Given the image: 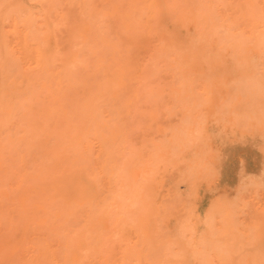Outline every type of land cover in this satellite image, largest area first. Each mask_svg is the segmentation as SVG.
<instances>
[{"label":"bare ground","instance_id":"bare-ground-1","mask_svg":"<svg viewBox=\"0 0 264 264\" xmlns=\"http://www.w3.org/2000/svg\"><path fill=\"white\" fill-rule=\"evenodd\" d=\"M112 22L125 30L135 24L144 28L153 43L146 60L152 64L175 62L194 72L197 67H203V71L214 69L211 74L219 75L249 71L253 64L264 63V0H0V264L7 260H15L17 264H192V260L198 264H242L243 260L238 259L241 254H235L234 250L243 232L237 229L229 214L217 218L222 224L220 232L212 231L217 214L214 206L201 220L204 233L195 239L198 244L206 242L210 251H175L179 255L170 256L171 248L176 246L172 242L173 246L164 248V240L157 239L151 223V217L159 219L168 210L158 199V206L155 204L158 212L152 215L149 212L148 206L155 198L148 191L152 192L156 183L148 180L150 172L140 170L139 159L133 156L128 163L138 170L131 180L124 171L113 134L110 144L100 130L89 134L92 132L89 129L88 133L79 134L83 119L68 118V88L79 84L81 77L75 74L82 67L83 50L86 54H96V72L104 70L106 78L111 80V85L105 80L99 85V89L111 91V105L117 101L113 83L118 81L117 85H122L124 77L136 83L141 79L129 72L126 63L113 70L104 67L99 46L110 43ZM204 34L210 38L202 47L200 37ZM228 62L238 66H223ZM193 84L182 82L187 86ZM210 88L207 83L201 87L207 100L211 98ZM132 91L127 94L129 111L132 95L136 97L135 90ZM97 97L91 89L77 99L85 104L89 120H93ZM190 104L187 111L192 112L197 105L195 98H191ZM182 130L170 134L168 142L157 145L155 151L146 152L149 164L158 161L153 165L156 170L176 161L167 158L165 149L172 152L193 143L187 134L188 128ZM220 157L222 154L217 159ZM181 170L185 171V167ZM246 174L243 170L239 177L247 178ZM163 177L166 175L157 180L158 186ZM260 179L264 182V176ZM30 195V202L20 200ZM68 205L82 209L81 225L70 236L68 225L62 221ZM193 212H189L190 217L200 218L198 212ZM46 214L53 215V227L36 229L34 236L21 241L33 232L31 223L42 221ZM178 231L167 237H180L182 232ZM256 235L257 232L255 237L259 241L261 237ZM252 245L260 246L259 243ZM258 254L252 253L255 264H261Z\"/></svg>","mask_w":264,"mask_h":264},{"label":"rangeland","instance_id":"rangeland-1","mask_svg":"<svg viewBox=\"0 0 264 264\" xmlns=\"http://www.w3.org/2000/svg\"><path fill=\"white\" fill-rule=\"evenodd\" d=\"M123 29L121 27L119 28L114 22L109 26L111 44L108 43L106 47L99 46L105 61L104 67L113 70L121 64L126 63L129 72L141 77V79L136 83V80L133 81L132 79L124 77L121 81L122 85H117L118 81L113 83V86L115 85L114 88L117 94V101L115 104L111 105V91L109 89H106V91L99 89V85L102 84L104 80L110 85L112 84L111 80L106 78L107 73H105L104 70L100 73L96 72V54H86L83 50L80 57V62L83 63L82 67L76 70L75 74V76L81 77L79 79V84L72 85L68 88V103L70 105L68 108V118L72 121L77 117L83 119L81 128L78 131L79 134L88 133L89 129H92V132L89 134H93V130H100L103 132L102 135L107 139L109 144L111 143V135L113 134L116 139L118 151L121 154V163L125 169L124 171L131 180L134 178L135 170H138V167H136V169L133 164L129 165L128 163L129 158L132 159L133 156L139 159V165L142 166L140 170L150 172L148 180L153 179L156 183L152 192L148 191L149 195L151 196L154 194L155 198V201L151 202L148 206L149 212L151 215L158 212L155 204L158 206L159 201H162V204H164L168 210V213L163 217L162 214H160L161 218L159 219L151 217V223L155 226L154 233L157 235V239L162 242L164 240V248L169 245L171 247L173 243L176 246H174V249L171 248L169 252L170 256L179 255L175 253V251L186 253L193 250L195 252H208L209 249L206 247V242L198 244L195 243V239L196 236H200L204 233V225L201 223V220L203 222L207 210L210 209L211 206H214L217 214L215 216V221L212 220L214 221L213 225H211L212 231L218 234V232H220L218 230L222 227V224H219L221 222H219V220L216 221L217 218H221L228 214L231 215L237 229L243 232V234L239 236L240 240L237 242V248L234 250L236 251L235 254H241V257L238 256V259L243 260L242 264H247L248 261L249 264H255V256H252V253L260 252L258 255H260L261 259H258L261 261V264H263L264 182L261 179L259 180V177L261 178L264 176V63L259 62L253 64L252 69L249 71H229L219 75L211 74L214 69L203 71V67H197L194 72L193 69H189L188 67H179L175 62L152 64L146 62V60L148 59V50L152 47L153 43L149 36H147L144 28L141 27V25L137 26L135 24L134 26H129L127 30ZM190 31L193 32V29L191 28ZM209 38L208 34H204L200 37L202 47L207 45ZM224 65L225 67L238 66L230 62L223 64V66ZM175 67L178 68L175 69ZM149 69H151L150 72H148ZM196 73L199 75H196ZM146 77L149 78L146 79ZM99 78H102V80L97 82ZM185 81H192L194 84L190 86L182 85V82ZM203 83H207L209 88L211 87L210 94L208 95L209 98L211 96L210 100L205 98L206 95L203 89L201 90ZM226 84L228 85L226 86ZM182 87L185 88V92L181 93V90L184 89ZM91 89H93L98 96L93 120L88 119L89 111L86 109L85 104H81L78 101L84 93ZM130 90H135L136 97L132 95V107L129 111L127 94ZM191 98H195L197 105L193 108L192 112H189L187 109L191 107ZM186 115L189 116L186 118ZM236 117H238V119L235 121ZM188 118H190V120ZM187 119L190 122H188ZM184 121L188 123V126H186L190 132L187 131L185 126L186 123L183 125L182 122ZM234 122L236 123L233 124ZM195 124L199 126L197 129L194 128ZM178 126L180 128L182 127V129L184 128V131H187L188 136L190 135L189 137L193 139V143L187 147H182L183 149L179 147L180 150L175 148L172 152L169 149H165L166 153H168V155L166 154L167 158L176 161L171 163V166L170 163H168L164 169L156 170L153 165H156L158 161L149 164L145 154L147 151H155L157 145L168 142L170 138L169 135L173 132H183L182 129L179 130ZM260 129H262V131ZM199 131V136L201 137L198 136ZM259 135H261L263 139H260ZM198 138L201 139L198 140ZM93 151L96 152V147L93 148ZM221 154L222 157L217 159V156ZM91 157L92 159L94 158L92 155ZM174 157H176V159ZM182 157L185 158L183 159ZM242 160L243 162H241ZM177 161L180 162V165ZM184 161L185 163H182ZM240 162L243 163V165ZM174 163L177 164L175 165ZM168 165L170 166L169 168ZM180 167L183 170L185 167V171H182ZM75 169L78 171L76 167ZM243 170L247 173V178L243 177L246 181H243L241 176L239 177V174H241ZM261 171L263 174H261ZM163 175H166L168 179L163 177V182L159 183L158 186L157 180ZM165 182H167V184ZM24 187L25 186H23V188ZM129 187L130 184L128 188ZM210 188L215 191L213 190L212 192ZM31 197L32 195H30L29 198L22 196L20 200H27L30 202L29 199ZM14 199L19 200L18 198ZM16 204H18V202H16ZM81 210V207L75 209L71 205H68L66 213L62 216L63 223H66L70 229L68 236H70L72 231L78 229L76 226L79 223L81 225ZM192 211H194V214L198 212L200 218H196L195 215L190 217L189 212L192 213ZM69 212H71L70 216ZM180 214L183 219L180 217ZM52 217L53 215L46 214L42 221H36L39 223H31L30 230L33 232L30 231L31 233L28 237L25 236L21 241H25V239L29 240V237L34 236L33 233H35L34 231L36 229L46 230L47 228L53 227L54 221ZM195 218L197 220H195ZM189 220L190 222H188ZM261 220L263 222L262 227ZM247 227L250 228L252 232H250ZM178 229H180V231H178ZM192 230H194L193 233H191ZM177 231L179 234L182 232L181 235H178L182 237L180 240V237L177 238V236L174 235L171 236L174 238L173 240H171V237H167L169 234H175ZM256 232V236L259 237V239L261 237L259 241L258 238L255 237ZM188 237L193 238L189 239ZM183 238L185 239L184 241ZM187 238L190 241H187ZM169 239L170 242L168 243ZM251 242L252 244L259 243L260 246L256 247V245H252ZM166 243L168 245H166ZM221 243L226 244V241H222ZM201 247L204 248L202 249ZM244 252L245 255L243 254ZM12 263L17 264L15 260L14 262L8 260L7 262H3V264ZM191 263L198 264L196 260H192Z\"/></svg>","mask_w":264,"mask_h":264}]
</instances>
